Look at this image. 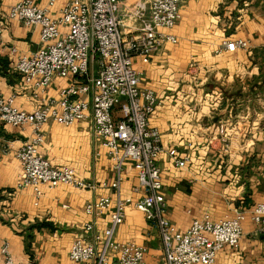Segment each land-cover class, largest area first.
Masks as SVG:
<instances>
[{"label": "crops", "instance_id": "crops-1", "mask_svg": "<svg viewBox=\"0 0 264 264\" xmlns=\"http://www.w3.org/2000/svg\"><path fill=\"white\" fill-rule=\"evenodd\" d=\"M21 1L0 0V99L14 96V107L30 113L45 98H57L74 79L54 77L40 92L14 71L16 57L11 49L30 56L41 47L39 27H25L8 18L10 8ZM32 1L44 9L51 0ZM68 1L53 0L49 16L56 19ZM161 33L173 36L176 43H163L147 64L139 58L133 64L140 73L139 86L160 101L148 123L161 138L163 152L156 164L166 217L177 232L185 233L193 220L204 215L219 222L264 201V0H186L176 26ZM235 41H246L249 48L223 50L224 42ZM95 75L90 67L88 77ZM42 132L37 154L52 166L73 169L96 188L81 192L63 185L43 188L34 206L30 190H15L20 173L15 155L31 130L0 122V248L8 243L15 264H75L68 259L70 246L84 226L90 223L102 232L109 225L112 209L92 218L84 209L102 197L114 203L110 188L114 175L90 120L70 127L50 122ZM172 150L187 158L184 168L175 166L168 155ZM137 185L136 173L126 163L121 198L138 200ZM242 233L238 250L223 248L214 264H264V230L248 215ZM114 240L144 247L145 264H162L156 230L132 208L126 209Z\"/></svg>", "mask_w": 264, "mask_h": 264}, {"label": "built area", "instance_id": "built-area-1", "mask_svg": "<svg viewBox=\"0 0 264 264\" xmlns=\"http://www.w3.org/2000/svg\"><path fill=\"white\" fill-rule=\"evenodd\" d=\"M186 0H69L56 19L47 8L36 7L32 0H22L10 8L8 18L25 27L40 28V49L30 56L17 54L14 71L24 83L43 92L54 77L73 78L57 98H45L34 111L27 113L14 107V96L0 99V122L13 128H30L31 136L17 150L20 165L15 190H30L34 206L43 196V188L58 185L76 191H93L95 184L80 179L67 166L55 167L37 151L43 143V127L52 122L70 127L77 121L90 120L91 131L105 150L114 181L110 188L115 201L102 197L85 206L87 217H98L111 210L109 225L102 232L92 224L84 226L70 246L68 259L75 264H145L146 249L134 243L114 240L127 208L141 213L156 230L162 246V264H214L223 248L237 251L243 236L242 223L250 220L264 230V201L250 211L237 212L233 218L215 222L209 215L191 222L179 233L166 217V204L160 169L156 164L163 152L161 138L150 128L148 117L160 106L155 94L141 88L140 73L133 64L139 58L147 64L163 43L175 44L172 30L180 20ZM64 30V31H63ZM0 46L2 32L0 29ZM223 50H246V41L224 42ZM97 58L96 75L88 77L89 61ZM84 79V82H79ZM82 96L83 99L79 97ZM219 133L224 134L223 126ZM177 168H184L187 158L176 151L168 153ZM136 173L140 195L136 201L122 199L120 185L125 164ZM2 264H15L8 243L0 248Z\"/></svg>", "mask_w": 264, "mask_h": 264}, {"label": "rangeland", "instance_id": "rangeland-1", "mask_svg": "<svg viewBox=\"0 0 264 264\" xmlns=\"http://www.w3.org/2000/svg\"><path fill=\"white\" fill-rule=\"evenodd\" d=\"M97 58L95 57L93 60H92V62H90L89 61V72L88 73H90V67L94 70V71H96L97 70ZM203 73V72H202Z\"/></svg>", "mask_w": 264, "mask_h": 264}]
</instances>
